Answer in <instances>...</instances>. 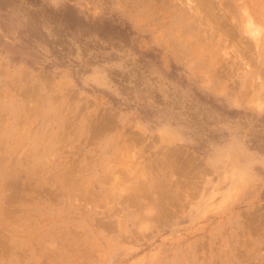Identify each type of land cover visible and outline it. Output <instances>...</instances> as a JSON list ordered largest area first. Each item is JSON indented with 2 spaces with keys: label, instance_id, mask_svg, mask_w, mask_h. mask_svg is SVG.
Returning a JSON list of instances; mask_svg holds the SVG:
<instances>
[{
  "label": "rangeland",
  "instance_id": "rangeland-1",
  "mask_svg": "<svg viewBox=\"0 0 264 264\" xmlns=\"http://www.w3.org/2000/svg\"><path fill=\"white\" fill-rule=\"evenodd\" d=\"M0 264H264V0H0Z\"/></svg>",
  "mask_w": 264,
  "mask_h": 264
}]
</instances>
